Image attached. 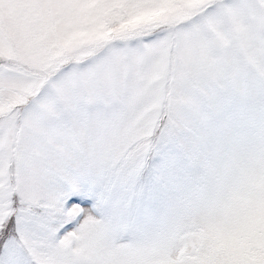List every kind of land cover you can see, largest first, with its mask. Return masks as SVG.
<instances>
[{
	"label": "snow or ice",
	"instance_id": "obj_1",
	"mask_svg": "<svg viewBox=\"0 0 264 264\" xmlns=\"http://www.w3.org/2000/svg\"><path fill=\"white\" fill-rule=\"evenodd\" d=\"M0 264H264V0H0Z\"/></svg>",
	"mask_w": 264,
	"mask_h": 264
}]
</instances>
